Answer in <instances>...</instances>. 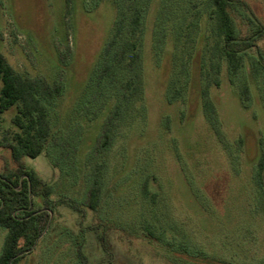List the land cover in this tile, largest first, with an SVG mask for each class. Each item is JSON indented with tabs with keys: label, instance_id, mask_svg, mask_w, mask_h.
<instances>
[{
	"label": "rangeland",
	"instance_id": "obj_1",
	"mask_svg": "<svg viewBox=\"0 0 264 264\" xmlns=\"http://www.w3.org/2000/svg\"><path fill=\"white\" fill-rule=\"evenodd\" d=\"M121 1L0 0V55L14 71L60 87L48 104L51 137L39 156L23 159L48 184L54 204H45L40 190L31 196L42 225L48 223L17 264H264V186L255 175L264 153V69L255 68L258 54L264 61V0H237L263 31L239 72L231 77L225 60L214 58V74L205 52L201 78L193 54L196 70L182 102L167 101L170 74L183 61L181 47L193 48L208 33L210 6L142 0L143 105L117 111L105 152L112 112L98 108L96 94L110 89L94 74ZM242 10L231 12L240 37L254 29ZM175 32L180 43L173 50ZM203 87L212 112L202 107ZM14 114L0 113V174L14 168L7 150ZM99 180V208L92 211L87 192ZM4 235L0 228V251Z\"/></svg>",
	"mask_w": 264,
	"mask_h": 264
},
{
	"label": "trees",
	"instance_id": "obj_2",
	"mask_svg": "<svg viewBox=\"0 0 264 264\" xmlns=\"http://www.w3.org/2000/svg\"><path fill=\"white\" fill-rule=\"evenodd\" d=\"M206 1L210 6L208 33L202 32L196 42L193 40V43L195 42L193 48L192 46L181 47L183 54L181 60L183 61L176 68L177 71L170 74L171 85L166 93L168 102H182L185 99L184 90L187 84L189 86V81L193 80L196 70L193 69L192 64L193 54L196 53L199 58V77L202 78L203 73L207 74L202 63L205 52H208L210 68L214 74L219 73V65L213 59L219 58L225 60L228 73L233 77L241 69L242 56L262 37V26L259 25L257 19L248 15L244 4L237 0ZM124 2V0L118 2V11L110 37L99 55L94 74L96 84L102 83L110 89V92L100 90L96 94L99 100L98 108L108 106V111L112 112L108 114L106 127L103 130L105 141L102 144L105 152L110 146V140H113L110 128L120 118L117 111L124 108L130 112L143 105L141 83L144 77V61L141 41L145 30L143 18L145 12L148 11V4L143 3L142 0H131L130 4L126 5ZM238 9H243L242 11L248 16L249 23L254 27L252 29L250 26L252 32L249 35L241 37L238 35L231 14L233 10ZM183 20L184 18L181 17L174 27H181ZM191 25L194 26L193 23H190ZM157 27L159 29V25ZM189 30L185 32L188 38ZM179 38V34L175 32L171 49H175L177 41L180 43ZM210 39L212 42L208 45ZM207 46H209L208 49ZM257 59L255 68L256 72H259L264 69V61L259 54ZM215 82L217 85V81ZM59 93L60 87L58 86L51 88L39 79H30L14 71L0 55V113L14 108L12 124L16 129L11 134L10 143L7 146L14 165L13 171L0 174V228L5 230L0 251V264H17L22 257L35 248L37 240L47 226L48 222L45 226L42 225V213L34 210L31 196L40 190L39 195L45 200V204L53 205L54 202L48 199L50 187L38 177L33 169L23 163V159H34L43 152L52 133L48 104L53 102ZM199 96L203 102L202 107L212 112L213 104L207 100L209 98L207 88H201ZM255 175L258 186L262 188L264 186V153L257 161ZM100 183L101 180L93 181L87 192L88 207L92 211H97L99 208ZM140 191L142 197L149 196L146 184H141ZM154 198L155 196L150 197L151 203H154ZM147 232L150 233V231Z\"/></svg>",
	"mask_w": 264,
	"mask_h": 264
}]
</instances>
